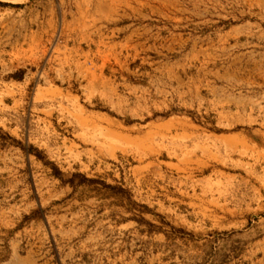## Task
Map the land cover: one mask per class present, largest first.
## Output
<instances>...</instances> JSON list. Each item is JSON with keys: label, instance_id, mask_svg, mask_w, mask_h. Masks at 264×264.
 Wrapping results in <instances>:
<instances>
[{"label": "rangeland", "instance_id": "rangeland-1", "mask_svg": "<svg viewBox=\"0 0 264 264\" xmlns=\"http://www.w3.org/2000/svg\"><path fill=\"white\" fill-rule=\"evenodd\" d=\"M0 3V264H264V0Z\"/></svg>", "mask_w": 264, "mask_h": 264}, {"label": "bare ground", "instance_id": "bare-ground-1", "mask_svg": "<svg viewBox=\"0 0 264 264\" xmlns=\"http://www.w3.org/2000/svg\"><path fill=\"white\" fill-rule=\"evenodd\" d=\"M218 230L224 234L225 238L231 240L232 245L237 243L241 247L248 246L252 249H263L264 203L259 202L242 212L232 214L227 218V222L220 226Z\"/></svg>", "mask_w": 264, "mask_h": 264}, {"label": "trees", "instance_id": "trees-1", "mask_svg": "<svg viewBox=\"0 0 264 264\" xmlns=\"http://www.w3.org/2000/svg\"><path fill=\"white\" fill-rule=\"evenodd\" d=\"M2 5V3H0V6ZM59 174V173H58Z\"/></svg>", "mask_w": 264, "mask_h": 264}]
</instances>
